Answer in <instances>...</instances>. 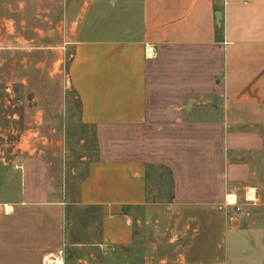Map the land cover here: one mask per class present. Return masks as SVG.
I'll list each match as a JSON object with an SVG mask.
<instances>
[{
	"label": "crops",
	"instance_id": "0c3cea01",
	"mask_svg": "<svg viewBox=\"0 0 264 264\" xmlns=\"http://www.w3.org/2000/svg\"><path fill=\"white\" fill-rule=\"evenodd\" d=\"M59 1L50 70L70 46L69 85L97 151L68 183L60 150L23 159L20 184L0 202L2 245L17 247L5 255L42 264L68 247L92 262L132 247L136 211L156 207L150 177L159 170L170 178L171 209L223 207L229 195L257 192L263 211L264 0ZM258 218L237 216L228 229L247 262L264 264Z\"/></svg>",
	"mask_w": 264,
	"mask_h": 264
},
{
	"label": "rangeland",
	"instance_id": "374dc122",
	"mask_svg": "<svg viewBox=\"0 0 264 264\" xmlns=\"http://www.w3.org/2000/svg\"><path fill=\"white\" fill-rule=\"evenodd\" d=\"M59 3V0H0V202L4 195H14L9 190L20 184L16 172L22 175L19 171L23 159L38 157L44 148L61 151L64 166L57 172L59 176L63 173L65 183L76 176L80 180L89 160L96 155L95 128L81 124L80 104L69 85L73 54L70 46L62 47L60 61L52 74L54 65L49 61L46 46L51 38L50 30L55 27L53 15ZM59 20L62 17H57ZM150 178V201L156 207L147 213L143 209L136 211L134 245L114 252L104 250L93 257V263L259 264L252 256L247 262L250 256L244 258V252L242 255L235 243L238 236L234 238L228 229L229 221L237 216L245 220L259 217L258 220L264 221V210L261 211V203L256 200L257 192L253 193L254 200L250 199L251 194L238 200L245 215L226 203L211 209H171L169 175L159 170ZM56 179L58 182L60 178ZM74 225L84 226L80 218ZM3 227L4 223L1 231ZM16 233L15 229L13 234L18 236ZM233 239L236 240L232 245ZM2 244L0 236V252L3 251L0 264L22 263L13 255H5L6 250L17 248L14 242L12 247ZM63 249L66 264L92 263L85 251ZM255 249L250 251L252 255Z\"/></svg>",
	"mask_w": 264,
	"mask_h": 264
},
{
	"label": "built area",
	"instance_id": "2783aa9c",
	"mask_svg": "<svg viewBox=\"0 0 264 264\" xmlns=\"http://www.w3.org/2000/svg\"><path fill=\"white\" fill-rule=\"evenodd\" d=\"M230 197L233 196L229 195L226 197V201H225L226 205L230 207H234L237 213L245 215L243 208L239 205V201L237 197L235 196L236 200L234 202L231 201ZM65 258H66L65 249H61L56 252H49L43 257L42 264H65Z\"/></svg>",
	"mask_w": 264,
	"mask_h": 264
},
{
	"label": "bare ground",
	"instance_id": "6f19581e",
	"mask_svg": "<svg viewBox=\"0 0 264 264\" xmlns=\"http://www.w3.org/2000/svg\"><path fill=\"white\" fill-rule=\"evenodd\" d=\"M230 199H231L232 202H234L236 200V197L233 196V197H230ZM250 199H252V200L254 199V194H251ZM7 209L10 211L9 208H7Z\"/></svg>",
	"mask_w": 264,
	"mask_h": 264
}]
</instances>
